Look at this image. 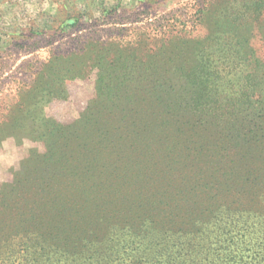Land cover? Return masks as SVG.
Masks as SVG:
<instances>
[{"label": "rangeland", "instance_id": "obj_1", "mask_svg": "<svg viewBox=\"0 0 264 264\" xmlns=\"http://www.w3.org/2000/svg\"><path fill=\"white\" fill-rule=\"evenodd\" d=\"M200 56L219 65L202 95L183 75ZM253 88L264 91V0H0V204L71 145L106 146L94 151L140 206L134 189L211 186L228 152L246 183L264 181V140L227 131L232 95L246 103ZM242 223L264 264V215Z\"/></svg>", "mask_w": 264, "mask_h": 264}, {"label": "trees", "instance_id": "obj_2", "mask_svg": "<svg viewBox=\"0 0 264 264\" xmlns=\"http://www.w3.org/2000/svg\"><path fill=\"white\" fill-rule=\"evenodd\" d=\"M218 69L200 56L183 75L202 95ZM246 80L255 83L256 76ZM254 91L244 92L246 103L242 93L230 101L234 117L227 131L240 145L264 140V91ZM71 148L37 169L38 187H20L21 196L2 191L10 199L0 204V264H260L245 225L237 222L245 213L264 215V196L246 198L249 192L264 195V181L246 183L229 152L211 186L191 185L167 196L133 187L144 197L140 206L132 192L116 187L104 151H94L106 146ZM56 162L63 166L53 169ZM261 256L263 262L264 251Z\"/></svg>", "mask_w": 264, "mask_h": 264}]
</instances>
